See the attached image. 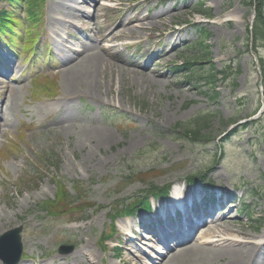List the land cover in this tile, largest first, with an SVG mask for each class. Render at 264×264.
<instances>
[{"label": "rangeland", "instance_id": "obj_1", "mask_svg": "<svg viewBox=\"0 0 264 264\" xmlns=\"http://www.w3.org/2000/svg\"><path fill=\"white\" fill-rule=\"evenodd\" d=\"M115 1H120L122 3L121 7L128 9L141 4L142 12L152 15L162 8L174 7L176 9L173 12L175 17L171 23L160 26L158 20H154L157 26L154 37L162 35L163 32H171L179 26L186 28L184 30L186 31L184 33L185 37L180 39V41H185V45H181L177 51L169 54V60H161L153 65L151 71L159 76L164 75L163 77L145 78L144 83L134 84V81L128 75L123 74L119 77V74L115 73L113 85L116 86L118 83H121V85L109 89L108 92L104 89L108 97L113 94L120 103L128 106V109L134 110L136 114H131L127 110L116 111L109 104H99L85 96L81 100L76 99V105L79 106L78 109L80 110L83 109V105H80L83 102L86 101L90 104L88 109H85L84 106L82 115L93 117L95 122L99 118L101 123L108 124L111 123L110 120L113 116L128 115V119L134 124L133 127L140 129L135 135L138 137V141L141 140V143L131 147V133L128 129H120L124 133L123 136L117 135L118 139L110 147H106L109 150L104 148L107 152L106 156L101 157L102 155L98 154L99 159H106L110 156L109 162L102 167H82L77 163V160H90L91 155L88 149L76 146L75 138L68 137L65 131L62 134L48 131L28 139L29 142L26 145L22 144L21 149L14 151L13 157L3 164L0 175V209L7 213L8 217L0 223V235L10 227L20 225L22 216L26 217L27 222L30 223L29 217L32 215H29L28 211L32 208L34 212L38 213L33 206L36 205L37 201L49 200L48 198L57 190V183H64L70 193L76 194L73 182L79 179L85 184H91L93 180L97 179H101L105 183L101 187H95V184L91 189L89 193L90 200L96 207L87 213L89 218H93L94 214V218L98 219L100 225L103 226L106 222V213L111 204L119 198H126L129 196L128 194L133 195L135 191L141 188L144 189L143 186L136 184L129 188L128 194L126 193L127 190H124L125 192L119 195L112 194V190H109L119 181L120 174L132 158H134L132 161L133 166L142 171H147V169L154 168L157 165H159V169H169L181 163L191 165L192 167H189V170L193 171L205 164H210L212 167L217 166L219 167L216 171L218 176H215V178L219 180L221 187L230 190L235 187L234 182H253L254 188L264 197V119L252 124L248 129L240 131L238 137L227 143L226 158L222 164L218 161V157L216 158L211 154V152H216V148L206 142H201L206 143L202 146L201 143L185 138L184 132L176 131L174 128L177 124L188 122L199 114L211 115L213 117L212 123L207 132L210 134V140H212L228 132L233 119L243 120L249 117L260 105L262 100L260 98V85L264 81L259 66H255L249 52L253 48L249 27L251 15L254 12L250 1L174 0L170 3H164L160 0ZM200 2L205 5L204 10L208 17H201L195 13L199 9ZM66 3V0H48L45 15L50 9L59 13L57 16V14L51 12L53 17L68 14L64 7ZM263 3L264 0H262V5ZM20 18L23 19V17ZM110 19L116 23L121 19V16L115 10L114 12H106L98 19V23L102 25L105 20L108 22ZM213 21L214 23H212ZM195 24H198L199 29L205 30L206 34L210 35L205 38L206 51L202 50V52L194 49L200 42L197 32L192 27ZM190 25L192 28H190ZM57 27L59 32L65 36L70 30L60 22L57 23ZM122 42L126 48L128 40ZM157 43V40L152 43L144 42L142 44L143 52L146 50H148V53L152 52ZM167 43L166 39L161 43L164 47H168L165 50L163 46H158L160 53L173 47L172 43ZM56 44H58V48H63L61 44ZM257 46L264 60V45L257 43ZM123 49L124 47L120 46V50ZM196 53L200 55L205 53L209 56L204 61L195 63L193 69L201 70L205 68V70H209L210 64H214L218 70L230 67V71L234 73L235 80L232 77L229 80L218 81L215 86L218 93L216 100L210 97L209 90L203 82L200 84L199 89H196L194 83L189 81L188 73L183 71L185 68L190 67L187 65L186 59L194 57ZM128 61L129 63L132 62V60ZM138 63L144 64V61L139 60ZM176 65L177 67H175ZM178 68L179 71L175 70ZM198 74L200 73L198 72ZM62 78L63 76L58 78L60 94L63 91ZM152 80L157 81L152 84ZM234 83L237 84V87L234 86ZM119 90L121 91L120 95L118 94ZM67 95L70 96L69 93ZM21 103H23V100H21ZM27 103H29L28 100ZM140 104H142V108L139 107ZM69 147H73L72 152H67ZM141 148H148L145 158L136 156V154L143 153ZM120 152L130 154L116 155ZM48 156L55 157L54 161L48 162L46 159ZM96 159L91 160L96 161ZM186 170L177 174L186 175ZM177 174L160 178L155 184L161 186L170 183ZM29 194L31 199L29 198V201H26L25 198ZM262 199L261 203L264 205V198ZM22 200L24 201L20 203ZM261 210H263L262 207L258 208L256 214L250 215L249 219L240 213L242 216L239 219L233 217L232 220L234 221L230 223L233 224L234 230L246 232L254 240H258L261 233H255L256 227L264 229V222L256 224L253 220L264 214H260ZM75 213L76 211L71 212L70 215ZM43 228H36L35 233H42ZM97 230L101 232L102 228L97 227ZM76 235L83 245L87 239L96 244L91 237L99 238L101 234H93L92 230L84 225ZM44 236L42 241L39 242L41 244H37L36 247L32 248L34 252L39 247L54 248L53 241L46 239ZM33 237L35 235L31 238ZM93 244L91 248L95 250ZM68 260L71 261L72 258ZM185 264L195 263L187 262ZM254 264H264V259Z\"/></svg>", "mask_w": 264, "mask_h": 264}, {"label": "bare ground", "instance_id": "obj_2", "mask_svg": "<svg viewBox=\"0 0 264 264\" xmlns=\"http://www.w3.org/2000/svg\"><path fill=\"white\" fill-rule=\"evenodd\" d=\"M175 10L174 7L162 8L156 15H143L142 11L136 9L131 15L130 12L127 11L124 16L125 20L119 22L116 27L112 28L102 37V39L107 42L106 51H102L98 42H96L89 48L85 47L87 49L79 55L75 62L71 63L72 60L67 61V71L64 72L65 74L63 77L65 91L71 95L82 93L94 100H100V97H98L97 94L100 92V87L103 81L112 84V80L108 78L106 72L108 69L112 72L115 69L119 73V76L122 75V72H128L131 79L134 81V84L139 82L144 83L145 77L148 79L161 77L156 73L151 72V67L153 65H149L148 69L142 70L141 72H143V74L137 69H134L133 66L126 65L125 63L118 65V67L120 66L122 68H109V66H113V64L116 63V56H110V53L117 50V45L115 44L117 39H142L146 37L148 41H152L153 35L157 30L154 19H158V24L160 26H165L173 21L175 17L173 12ZM71 17L72 13H69L67 18ZM161 36L165 35L162 34ZM175 36L183 39L185 37L184 31H171L168 33L167 37L165 36V38L172 39ZM102 53L105 56L102 57ZM170 53L171 52H169L168 55ZM10 67H13L12 64L9 65V69H11ZM156 81L157 80H152V84H155ZM8 103L9 110H12L16 103L15 97L12 96ZM91 123L86 124L84 121V124L80 126V129L77 131V134L80 137L75 138V145L81 148L89 147L88 151L91 155V159L97 158L96 162L93 163L106 165L109 162V158L99 159L98 154H101V157L106 156L107 152L104 148L108 146L110 147L116 137L111 131ZM68 126L67 131L74 127L75 124L71 123ZM59 129L62 130V127L59 126ZM71 136L73 135L70 134V137ZM131 141L134 143V136ZM106 149L109 150V148ZM175 199H179L177 194ZM166 205L173 206L174 202L169 200ZM3 217V211L0 209V221ZM218 222L222 226L223 224H226L225 218L218 220ZM219 224H214L212 227L208 228L204 233L205 236L201 238V242L198 240L197 244H183L182 247L176 248L170 252L171 255L169 257L164 256V253L161 252L159 253V256L157 255V259L164 260L163 264H185L187 262L195 264L251 263L254 260L256 251L262 241L251 242L250 238L247 236L240 237L239 235H236L232 226H223L222 229H220ZM262 238H264V236ZM185 242L186 241L183 240L182 243ZM85 252H87V248L81 253L85 255ZM133 263L135 264V262ZM160 264H162V262Z\"/></svg>", "mask_w": 264, "mask_h": 264}, {"label": "trees", "instance_id": "obj_3", "mask_svg": "<svg viewBox=\"0 0 264 264\" xmlns=\"http://www.w3.org/2000/svg\"><path fill=\"white\" fill-rule=\"evenodd\" d=\"M262 25L261 27L257 30L258 33V37H260L262 40H264V22L262 21ZM196 133L198 134L199 131H196Z\"/></svg>", "mask_w": 264, "mask_h": 264}, {"label": "water", "instance_id": "obj_4", "mask_svg": "<svg viewBox=\"0 0 264 264\" xmlns=\"http://www.w3.org/2000/svg\"><path fill=\"white\" fill-rule=\"evenodd\" d=\"M15 246H16L15 244H12V245H11V247H12L13 249L15 248Z\"/></svg>", "mask_w": 264, "mask_h": 264}]
</instances>
